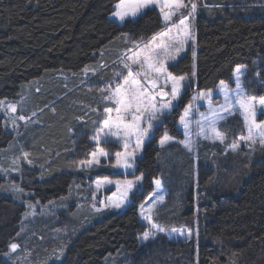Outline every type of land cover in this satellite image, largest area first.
Returning <instances> with one entry per match:
<instances>
[{
	"label": "trees",
	"instance_id": "trees-1",
	"mask_svg": "<svg viewBox=\"0 0 264 264\" xmlns=\"http://www.w3.org/2000/svg\"><path fill=\"white\" fill-rule=\"evenodd\" d=\"M118 1L0 0V100H16L30 88L35 93L34 111L47 112L50 105L64 103L56 116L48 115L49 123L56 124L52 133L44 136L42 127H34L22 139L31 150L33 166H24L21 177L19 172L14 174L20 177L22 188L33 193L31 199L42 204L66 196L81 179L107 174L109 169L102 167L94 173L76 169L74 160L87 156L95 146L91 138L99 115L94 118L91 107L97 105L100 110L103 105L76 78L64 84L56 75L80 72L105 49L108 64L110 57L126 47L124 36L136 40L160 30L162 21L155 7L121 24L111 20ZM224 1L214 0L215 7L196 15V88L232 82L235 67L245 65L249 94L263 95L264 0H247L243 5ZM192 63L188 48L169 70L176 76L187 75ZM76 86L80 88L75 90ZM177 116L167 125L175 138L179 137ZM238 122L231 120L224 143L211 148L205 143L198 149L196 178L193 157L178 144L159 148L152 139L138 158L136 171L147 189L152 190L153 180L161 177L169 191L167 202L154 214L155 222L165 228L191 227L196 218L195 237L174 240L161 234L141 244L145 225L139 219L136 199L121 213L96 221L99 215L87 219L79 213L69 218L74 235L63 258L50 264H110L112 257H118L120 264H264V148L225 151ZM13 141L0 115V164L8 169L13 165L11 158L18 156L7 149ZM3 180L0 172V264H10L3 254L18 240L26 207L1 193ZM83 221L91 223L84 227Z\"/></svg>",
	"mask_w": 264,
	"mask_h": 264
},
{
	"label": "rangeland",
	"instance_id": "rangeland-1",
	"mask_svg": "<svg viewBox=\"0 0 264 264\" xmlns=\"http://www.w3.org/2000/svg\"><path fill=\"white\" fill-rule=\"evenodd\" d=\"M212 1L214 0H193V2H195L197 5V9L194 15L192 17H189L188 22L190 23V30L192 34L195 36V41L193 42L192 40H189L185 44L184 50L177 57L178 59L180 56L184 55L188 48L192 49V58H193L192 72L190 74L183 75L187 77L185 83L190 84V87L186 89H182L181 95L178 97L176 101H173V104L175 105L174 109L166 111L163 115L159 116V120L153 122L154 127L151 129L149 136L145 139L142 146L139 149L135 150L136 151L135 161L131 169L112 167V165L115 163V152L124 150L122 144L116 145L113 143H108V144L101 143L100 146L103 147L105 151L110 154L109 158L101 157V163L99 165H94L92 167L79 166V161L90 159V153H91L90 150L87 152V156L83 155L75 159L74 164L77 170L84 171V170L92 169L93 170L92 173H94L99 168L109 167V169L106 172L107 174H102L99 176L96 175L93 178L81 179L79 182H76L72 188H70V191L66 196L61 197L60 199L50 200L43 204L37 200L31 199L33 193L31 191L24 190L21 186L20 181L18 180L22 175V169L24 166H29V167L33 166L32 164L33 161L31 158H29L31 155V150L25 147V145L22 142V139H25L26 134L29 131H31L34 127H42V133L44 136L52 133L55 130L56 124L49 123L50 117L48 115L50 114L51 116H56L58 114V109H60V107H62L64 103L62 100H60L57 103V105H50L48 107L49 109H47V112L45 109L34 111L36 106V101L34 100L35 93H31L30 88L28 89L26 88L27 92L21 94L16 100L13 101L7 99L0 100V115L3 116V124L5 128H8L11 131V133H13V137H14V141L7 147V149L12 151V153H14L15 151L16 154L14 155H18L16 157L11 158V160L13 159L14 160L12 161L13 165L9 164V169L5 168L4 166H2V164H0V172L2 173V176L4 178L3 183L1 185V193L11 196L16 201L23 203L26 207L25 212L22 215L21 231L17 236L18 240L16 242H13L18 245V248L16 249L15 252H13L11 251L9 246L8 251L3 254V257L8 263L50 264L53 261L58 262L63 258L65 253V247L68 245L70 239L74 235V229L69 224V218L72 219V217L78 215L79 213L85 214L84 218L87 219H91V217L94 218L95 216L99 215L96 219L93 220L96 221L101 219L103 216L109 215L111 213H121L132 200H136V199L137 200L139 199L138 201H140L138 205V216L140 221L145 225L144 233L145 232L152 233L149 239L161 234H164L167 237L174 240L191 239L192 237H195L197 235L198 227L196 224L197 223L196 218H193L191 227L190 226L187 227L186 225H177V226H170L169 228H165L159 225L157 222H155L154 214H156V211L160 205L167 202V197L170 196L169 191L166 189V186L163 185V182L165 180L164 178L161 179V177L153 180L152 190L147 189L148 187H146V185L143 184L142 174L136 171V167L138 165V158L142 156L145 146L149 143L150 140L156 139L155 144L159 148L160 147L165 148L167 147L168 144H178V146H180V148L183 149V151H185L187 154H190L193 157L192 166L196 178L197 164L198 161H200V159L198 158L199 157L198 149L200 147H203L205 143L208 146V148L216 147V145L222 144L220 141L205 140L202 137H198L196 135V133L198 132L196 121L202 119L201 113L207 115L209 112L208 99L206 98L193 99V97H197L198 93L200 92H206L208 90H211L213 93L211 97V102H212L211 106L217 111L218 117H226V119H220V123L218 126V130L221 131L225 136L223 143L225 142L228 132L230 131L229 124L231 120L234 121V119H236V121H239L238 124L236 123L234 124L233 127L234 133L230 135V140L229 143L226 144L225 151L233 152L231 145L234 142L238 141L241 135H247V130L245 129L243 123V117L240 116L239 114L229 115L227 112L221 109V105L224 104V95L219 91V85L221 81L217 84L215 88L206 89V90H199L196 88V31H195L196 15L199 11L204 12L205 10L212 9V7H215ZM228 1L229 0H225L224 3L226 4L228 3ZM119 2L120 1H118L115 4L114 10L109 15V18L121 24L123 23V21H120L114 16V13L117 11L116 5ZM235 2H237L238 5H243L247 3V0L246 2L244 0H234L232 4H227V5H233ZM185 3L188 4V0H185ZM150 7H155L157 9L162 21V26L160 30H158V32H156L153 35L167 31V29L165 28V22L163 20V14L161 13L160 7L159 6H150ZM144 11L145 9L142 10V12ZM165 11H168V9H165ZM189 11H190V4H188V7L177 11L176 14L173 15L172 20L169 22V25L171 26L178 23L179 19H181L182 16H187ZM130 19H134V18H130ZM174 32L175 29H173V34ZM152 36L148 38L141 37L136 40L130 39L128 38V36H124L123 44L126 45V47L119 49L115 53V55L110 57L112 58L110 63L107 64L105 61V57L108 55V52L105 49L98 52V54L96 55V60L90 65L85 66L80 72L76 74H70L60 71L58 72V75H56L59 76L60 78H63L64 84H68V82L71 81V78L73 77L76 78L77 81L80 82L79 85H82L83 89L86 90V92L90 94H95L97 96L99 104L103 105L102 108H100V110H99V106L96 105L97 103L94 104L96 106L91 107L92 112L95 113L94 118L97 115H99V118L96 119L97 122L94 123V128H93L94 135L96 130L100 127V121L103 118V108L105 106H112L109 102H105L102 100V94L100 90L106 89L110 86L115 87V83L121 80V77H117L116 73H122L123 75L127 74V70L124 69L123 63L124 62L131 63L130 61H127V57L133 55L135 51L139 50L137 48V44L134 42L139 43L140 46L142 47L143 44L147 43L151 39ZM193 51H195V58L193 57ZM174 62L176 61H169L168 64L170 65L171 63ZM238 66H245V65H238ZM136 67H137L136 65H133L134 71ZM85 69H88V71H85ZM105 71L107 72L104 73ZM168 71L170 72L169 67H168ZM243 71L245 74L241 77V79L244 82V86H245V80L249 73L247 67H245ZM193 72H195V75H193ZM234 72L232 76V82L223 80L229 86V89H235L236 87L234 80ZM29 84L30 83H28V86ZM33 86L35 88L37 87L36 82L33 83ZM78 88H80V86L78 87L76 86L75 90H77ZM247 89L248 88L245 86L246 94L248 96H255V97L264 96V94L263 95H254L252 93L249 94V91ZM165 91H170V89L165 88ZM35 92L38 93L39 90H35ZM229 95L234 97L235 93L230 91ZM169 99H171L170 95L166 97L157 96V103L159 104L160 102H167ZM190 104H191V111L186 119L190 121V125H189L191 129L190 139L192 141L191 151L185 148L183 143H181L186 139L184 135V127L181 124V116L184 115L185 108L188 107ZM10 105L16 106L15 112H11L9 110ZM29 109H31L32 111ZM233 111L235 112L236 109L234 108ZM175 114L178 115L177 122L175 123V126L177 127L179 134V137L177 138L169 134L168 126H167L172 122V120L174 119L173 116H175ZM20 116H24L25 119L20 120L19 119ZM258 120H264V116H258ZM142 126L146 127L147 125L145 123L142 124ZM70 131H73V129H70ZM165 133H167V135L171 137V139L168 141V143H166L162 147L160 145V140ZM92 141L95 143L93 139ZM258 147H260L259 143L253 145L252 147H249L244 143H241L240 145V148H247V149H255ZM95 148H96V144L93 148V151L95 150ZM134 148H135V143L133 142V144L129 147L128 150L132 151ZM24 153H28L26 159L23 155ZM203 161L205 162V164L206 163L211 164L210 160L208 159L207 160L203 159ZM18 172L20 173V177L14 175ZM130 172H134L135 176L141 177V180L139 181V184L133 189V191L129 193L128 202H126L121 208L105 207V205L108 204L109 198L112 197L113 193L117 191L116 186L114 184H102L99 188H97L96 182L103 181L105 177L113 181L116 180L123 181L125 178L133 179L134 177L132 175H129ZM157 180L160 181L159 186H157V184L155 183V181ZM20 189H22L23 191H20ZM157 196H163L164 200L163 203L156 205V210L152 214V220L154 223L161 226L164 229V231H159L158 229H152L148 221L141 216V205H143L144 209L147 210L148 207L156 203ZM29 205H32L33 207L30 208ZM71 205L73 207L72 210L70 209ZM97 209H99V211H97ZM90 223L89 222L86 223V221H83L84 227L88 226ZM181 232L183 233V235H180ZM144 233L139 236V242L141 244L146 241L143 239ZM116 258L118 257H112V262H110V264H120V262L118 263L119 258L118 260Z\"/></svg>",
	"mask_w": 264,
	"mask_h": 264
},
{
	"label": "snow or ice",
	"instance_id": "snow-or-ice-1",
	"mask_svg": "<svg viewBox=\"0 0 264 264\" xmlns=\"http://www.w3.org/2000/svg\"><path fill=\"white\" fill-rule=\"evenodd\" d=\"M190 11L187 16H182L179 22L174 25H169L173 15L180 9L188 7ZM120 0L116 5L117 11L114 16L120 21L126 18H135L142 12L143 9L150 6H159L163 14L165 28L167 31L153 35L151 39L141 47L137 44L138 51L127 57L123 67L127 70V74L116 73L121 80L115 83V87L101 89L102 100L109 102L112 106L103 108V118L100 121V127L96 130L92 139L95 141L96 148L90 153V159L79 161L81 167H92L101 163V157L109 158L110 154L101 147V143H113L123 146V151L115 152V163L112 167L131 169L133 167L136 149H139L145 139L149 136L151 129L154 127V121L159 120V116L166 111L174 109L173 101H176L181 95L182 89L190 87V84L185 83L186 76H176L168 71L169 61H176L179 54L184 50L185 44L192 40L195 41V36L190 30L189 17H192L196 12L197 5L193 0ZM168 9V11H165ZM175 10V11H174ZM173 29L175 32L173 34ZM195 58V51H193ZM133 65H136L135 71ZM246 66H237L234 72L235 89H229V86L221 81L219 91L224 95V104L221 109L229 115L239 114L243 117L244 127L247 130V135H241L239 140L231 145L233 151L240 148L241 143L252 147L259 143L261 148H264V120H258V116H264V96L255 97L246 94L244 82L241 77L245 74L243 69ZM88 71V69H85ZM195 75V72H193ZM259 76V73H257ZM150 86V87H148ZM169 88L170 91H165ZM234 92L235 96L229 95V92ZM171 96L167 102L157 103V96ZM211 90L198 93L193 99H208L209 112L207 115L201 113L202 119L196 121L198 132L196 135L205 140L220 141L223 143L225 136L218 130L220 119L226 117H218L217 111L211 106ZM238 106V107H237ZM236 109L234 112L233 109ZM11 112L16 111L15 105H10ZM191 104L185 108L184 115L181 116V124L184 127V135L186 139L182 141L184 147L191 151L192 141L190 139L191 129L190 121L186 118L190 114ZM24 120V116L19 117ZM146 123V127L142 124ZM171 139L167 135L160 140V145L163 147ZM135 143V148L129 151V147ZM25 159L28 153L23 154ZM133 179L125 178L123 181L110 180L107 177L103 181H97L96 185L99 188L102 184H114L117 191L109 198L108 204L105 207L121 208L129 199V193L139 184L141 177L135 176L134 172H130ZM159 186L160 181H155ZM20 191H23L20 189ZM164 197L157 196L156 203L152 204L147 210L141 205V216L148 221L152 229L164 231V229L152 220V214L156 210V205L163 203ZM32 208V205H29ZM99 211V209H97ZM27 215V214H26ZM175 231V230H173ZM152 235L151 232H145L144 240H148ZM180 235H183L181 232ZM18 245L10 244L11 251L15 252Z\"/></svg>",
	"mask_w": 264,
	"mask_h": 264
}]
</instances>
